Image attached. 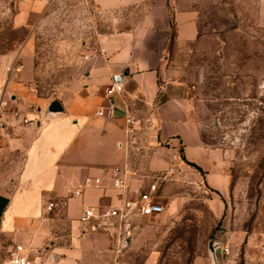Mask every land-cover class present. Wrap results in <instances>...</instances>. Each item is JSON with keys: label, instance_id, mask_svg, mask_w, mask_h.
I'll use <instances>...</instances> for the list:
<instances>
[{"label": "crops", "instance_id": "0c3cea01", "mask_svg": "<svg viewBox=\"0 0 264 264\" xmlns=\"http://www.w3.org/2000/svg\"><path fill=\"white\" fill-rule=\"evenodd\" d=\"M27 1L14 17L15 28L26 27L29 16L45 8ZM254 1L256 24L264 28V0ZM84 2L103 29L88 65L54 107L35 92L32 39L0 54V239L8 243L7 253L22 245L32 264H133L124 251L116 252L118 230L80 222L86 208L106 212L120 204L109 180L112 169L128 170L136 193L144 189L145 173L181 164L196 172L216 206L230 187L223 152L204 141L190 101L169 96L165 84L175 43L199 39L196 13L177 0ZM118 74L124 77V94L111 97L115 114L106 118L99 112ZM127 116L137 121L134 136L126 132ZM95 178L102 179L100 187L86 185ZM78 189L82 194L75 197ZM139 219L132 222L130 238ZM241 239L246 255L253 245L255 264H264V231ZM142 264L156 262L148 258Z\"/></svg>", "mask_w": 264, "mask_h": 264}, {"label": "rangeland", "instance_id": "374dc122", "mask_svg": "<svg viewBox=\"0 0 264 264\" xmlns=\"http://www.w3.org/2000/svg\"><path fill=\"white\" fill-rule=\"evenodd\" d=\"M35 2L45 8L33 12L26 27L15 28L25 0H0V54L32 39L35 92L60 102L88 65L103 26L84 0L26 3ZM177 2L196 13L200 36L193 44L175 43L167 65L168 95L190 101L204 141L223 152L230 187L216 206L196 172L181 164L145 173L142 192L156 197L164 212L137 220L133 242L123 251L133 264L148 258L156 264H210V245L222 243L231 250L224 262L255 264V246L246 255L239 237L264 231V28L256 24L254 0ZM7 248L0 239V264Z\"/></svg>", "mask_w": 264, "mask_h": 264}, {"label": "built area", "instance_id": "2783aa9c", "mask_svg": "<svg viewBox=\"0 0 264 264\" xmlns=\"http://www.w3.org/2000/svg\"><path fill=\"white\" fill-rule=\"evenodd\" d=\"M124 94V77L113 75L111 83L106 90V105L99 114L106 118H113L115 114V104L111 101L114 95ZM1 106H7L3 102ZM17 115V113H16ZM126 132L129 136H134L137 121L131 116L126 117ZM24 123H28L25 119ZM128 170L112 169L109 172L111 187L119 191L120 204L112 206L106 212H100L94 208H86L80 216V222L91 223L95 229H115L119 233L116 252L120 254L127 247L128 239L132 232V222L136 217L145 218L160 215L164 212V207L156 200V197L146 192L133 193L128 180ZM93 184L95 187L102 185L101 178L87 179L86 185ZM82 189L73 193L75 197H80ZM53 207L54 204H50ZM222 256L228 257L231 253L229 247L221 243ZM1 264H32L22 245H15L8 253Z\"/></svg>", "mask_w": 264, "mask_h": 264}, {"label": "water", "instance_id": "95a60500", "mask_svg": "<svg viewBox=\"0 0 264 264\" xmlns=\"http://www.w3.org/2000/svg\"><path fill=\"white\" fill-rule=\"evenodd\" d=\"M56 104H57V102H53L52 106L54 107ZM210 251H211L210 253H211L212 263L213 264H221L222 263L221 244L212 243L210 245Z\"/></svg>", "mask_w": 264, "mask_h": 264}]
</instances>
